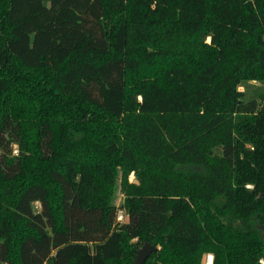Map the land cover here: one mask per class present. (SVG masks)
Returning a JSON list of instances; mask_svg holds the SVG:
<instances>
[{
	"label": "trees",
	"instance_id": "16d2710c",
	"mask_svg": "<svg viewBox=\"0 0 264 264\" xmlns=\"http://www.w3.org/2000/svg\"><path fill=\"white\" fill-rule=\"evenodd\" d=\"M244 81L264 0H0V264L264 263Z\"/></svg>",
	"mask_w": 264,
	"mask_h": 264
},
{
	"label": "rangeland",
	"instance_id": "374dc122",
	"mask_svg": "<svg viewBox=\"0 0 264 264\" xmlns=\"http://www.w3.org/2000/svg\"><path fill=\"white\" fill-rule=\"evenodd\" d=\"M239 91L243 93L242 100L244 102L251 101V100L256 99L257 97H259L261 95H264V82L244 81V82H242L240 84ZM263 104H264V102H263ZM15 149L16 148L14 147L13 148V150H14L13 154L14 155L16 154ZM130 181H134L132 176H130ZM122 200H123L122 195L120 194L119 189H118L117 193H116V197H115L116 206H120L122 204ZM34 209H35L36 212H39L40 211V205L38 203H36L34 205ZM118 214L121 215L124 218V211L123 210H120L118 212ZM123 218H122V220L124 221L125 218L124 219ZM207 256H205V258H204V263L205 264H206ZM210 256H212V255H210ZM262 264H264V263L262 262Z\"/></svg>",
	"mask_w": 264,
	"mask_h": 264
},
{
	"label": "water",
	"instance_id": "95a60500",
	"mask_svg": "<svg viewBox=\"0 0 264 264\" xmlns=\"http://www.w3.org/2000/svg\"><path fill=\"white\" fill-rule=\"evenodd\" d=\"M157 251V248L148 243H144L142 247L137 251L134 264H144L146 259Z\"/></svg>",
	"mask_w": 264,
	"mask_h": 264
},
{
	"label": "built area",
	"instance_id": "2783aa9c",
	"mask_svg": "<svg viewBox=\"0 0 264 264\" xmlns=\"http://www.w3.org/2000/svg\"><path fill=\"white\" fill-rule=\"evenodd\" d=\"M124 217H125V215H124ZM122 218H123V217H122L121 215L118 214L117 221L120 222V223H122V222H123ZM123 219H124V218H123ZM212 262H213V257L210 256V255H208V256H207V259H206V264H212Z\"/></svg>",
	"mask_w": 264,
	"mask_h": 264
}]
</instances>
